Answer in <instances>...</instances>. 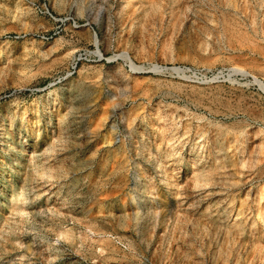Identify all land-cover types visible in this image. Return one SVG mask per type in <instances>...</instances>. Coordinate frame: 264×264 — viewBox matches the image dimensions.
I'll list each match as a JSON object with an SVG mask.
<instances>
[{
	"label": "rangeland",
	"instance_id": "1",
	"mask_svg": "<svg viewBox=\"0 0 264 264\" xmlns=\"http://www.w3.org/2000/svg\"><path fill=\"white\" fill-rule=\"evenodd\" d=\"M253 76L264 0H0V264H264Z\"/></svg>",
	"mask_w": 264,
	"mask_h": 264
},
{
	"label": "bare ground",
	"instance_id": "2",
	"mask_svg": "<svg viewBox=\"0 0 264 264\" xmlns=\"http://www.w3.org/2000/svg\"><path fill=\"white\" fill-rule=\"evenodd\" d=\"M129 5H130V3H129ZM244 7H245V6H244ZM250 9H251V8H250ZM251 16H252V15H251ZM251 16H250V17H251ZM252 21H253V23H255L254 18H253ZM93 39H94V43H95V45L98 47V45H99V41H100V40H99L97 34H94ZM96 53H97L98 55L101 56V53H100L99 49H97V52H96ZM122 56H123L125 59H127L128 61L131 62V65H132V69H133V70H138V69H139V67H137V66L134 64V62H133L131 56H130L128 53L124 52V53L122 54ZM253 78H254V81H255L256 83L260 84L261 87L264 88V83H263L258 77L253 76ZM44 166H45V165H39V167H41V168H43ZM14 204H15V202H14ZM16 211L22 212V211H23V207H21V208L18 207ZM67 234H69V231H67L65 235H67Z\"/></svg>",
	"mask_w": 264,
	"mask_h": 264
},
{
	"label": "built area",
	"instance_id": "3",
	"mask_svg": "<svg viewBox=\"0 0 264 264\" xmlns=\"http://www.w3.org/2000/svg\"><path fill=\"white\" fill-rule=\"evenodd\" d=\"M45 39H48V38H45ZM76 62H74V64H75Z\"/></svg>",
	"mask_w": 264,
	"mask_h": 264
}]
</instances>
